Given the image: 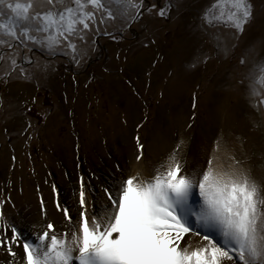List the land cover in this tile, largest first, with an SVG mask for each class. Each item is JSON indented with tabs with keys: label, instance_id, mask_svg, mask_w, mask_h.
I'll return each mask as SVG.
<instances>
[{
	"label": "snow or ice",
	"instance_id": "6c2138e0",
	"mask_svg": "<svg viewBox=\"0 0 264 264\" xmlns=\"http://www.w3.org/2000/svg\"><path fill=\"white\" fill-rule=\"evenodd\" d=\"M185 7L186 0H0V122L9 145L8 123L25 117L23 131L34 130L28 114L38 107L37 96L21 99L12 85L45 89L61 75V64L65 72L72 66L75 82L103 55L101 38L120 45L134 28L140 47L158 45L159 25L178 19ZM262 15L253 0H207L189 25L196 39L173 53L195 48L183 63L186 73L235 60L233 79L260 117L255 128L264 126V36L243 47L241 39ZM48 114L44 110L42 118ZM245 144L222 130L205 166L189 168L183 138L153 162L137 134L130 170L117 165L120 178L112 184L97 189L81 175L71 205L60 202L52 185L55 222L41 196L42 227L30 225L34 239L24 237L23 218L6 214V204L15 208L11 197H0V252L6 257L0 264H264V177L253 175ZM189 234L200 237L196 246L185 239Z\"/></svg>",
	"mask_w": 264,
	"mask_h": 264
},
{
	"label": "rangeland",
	"instance_id": "374dc122",
	"mask_svg": "<svg viewBox=\"0 0 264 264\" xmlns=\"http://www.w3.org/2000/svg\"><path fill=\"white\" fill-rule=\"evenodd\" d=\"M206 2L186 0L178 19L159 25L158 45L150 48L137 44L140 33L135 28L120 45L101 38L103 55L91 60L75 82L71 79L72 66H67L65 72L61 64V75L45 89L37 90L33 84L11 86L21 99L37 96L38 107L28 114L34 130L23 131L25 117L8 123L11 145L0 122V197L9 195L15 204V208L5 205L8 216H20L31 206V198L40 197L46 190L52 192V185L62 204L71 205L81 175L97 189L101 184H112L120 178L117 165L125 172L130 170L128 161L137 134L153 162L183 138L189 168L205 166L222 130L226 135L242 136L245 150L252 156L253 175L264 177V126H253L260 117L233 79L236 61L212 62L206 70L186 73L183 63L195 48L187 46L178 57L173 56L185 41L196 39L189 25L196 21ZM253 2L257 12L264 9V0ZM262 36L264 15L258 16L242 37L241 47ZM117 52L119 60L115 58ZM158 55L164 59L157 63ZM104 67L110 71L105 72ZM92 76L95 79L88 83ZM44 110L49 113L46 120L42 118ZM193 115L194 121L190 119ZM189 123L191 128L187 127ZM138 125L142 126L137 132ZM185 239H191L193 246L200 241L191 234Z\"/></svg>",
	"mask_w": 264,
	"mask_h": 264
},
{
	"label": "bare ground",
	"instance_id": "6f19581e",
	"mask_svg": "<svg viewBox=\"0 0 264 264\" xmlns=\"http://www.w3.org/2000/svg\"><path fill=\"white\" fill-rule=\"evenodd\" d=\"M41 196H43L46 202V208L49 213V219L55 222L59 218L58 214H54V202L56 199V195L51 191L46 190L41 194ZM41 196L31 198V206H29V208H26V210L23 209L21 211L20 216L17 215L12 217V219L17 220L18 222L21 221V218H23L21 228L24 232V237L26 239H34L33 232L35 231V229L30 226L31 224L35 223L37 228L42 227V224L40 222L43 221V216L39 203ZM60 202L62 203L61 200ZM5 258V254L3 252H0V262L4 261Z\"/></svg>",
	"mask_w": 264,
	"mask_h": 264
}]
</instances>
